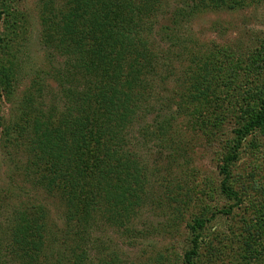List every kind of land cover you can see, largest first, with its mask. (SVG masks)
<instances>
[{
    "label": "trees",
    "instance_id": "16d2710c",
    "mask_svg": "<svg viewBox=\"0 0 264 264\" xmlns=\"http://www.w3.org/2000/svg\"><path fill=\"white\" fill-rule=\"evenodd\" d=\"M40 3L44 45L65 58L56 76L65 100L63 115L51 130L47 116L32 110L36 99L30 96V113L23 114L24 125L16 127V134L26 142L29 183L65 209L61 232L41 207L26 205L15 212L1 227L0 256L41 264L57 253L62 256L58 264H124L111 254L109 245L97 242L93 247L92 240L103 230L106 235L112 230L135 236L133 210L139 201L133 196L142 194L148 184L147 157L153 153L155 177H160L166 154L171 163L180 157L183 143L174 125L182 119L205 130L235 121L233 153L219 169L221 193L235 197L229 181L238 150L255 132L264 133V79L259 75V69L264 70V47L246 62L243 58L251 53L242 58L239 50L218 49L201 66L195 60L198 55L186 46L193 40L181 33L199 16L264 9V0H177L172 10L169 0ZM1 18L0 12V23ZM2 42L0 36V48ZM165 44L170 49L163 51ZM255 74L261 76L262 86L254 85ZM173 78L181 81L183 94L165 97L156 92L157 85L163 91ZM239 79L245 81L243 87ZM1 102L0 92V108ZM204 228L202 217L186 225L189 248L177 264H197ZM261 234L256 240L262 244ZM60 239L63 246L69 240L73 243L65 254L56 249ZM90 251H95L92 262ZM259 254L247 246L241 264H264ZM154 263L169 264V259L159 256Z\"/></svg>",
    "mask_w": 264,
    "mask_h": 264
},
{
    "label": "rangeland",
    "instance_id": "374dc122",
    "mask_svg": "<svg viewBox=\"0 0 264 264\" xmlns=\"http://www.w3.org/2000/svg\"><path fill=\"white\" fill-rule=\"evenodd\" d=\"M63 1L67 0H55V3L59 5ZM176 2L169 0L171 10ZM0 12L3 41L0 48V232L14 213L26 205L44 209L54 229L60 230L65 208L45 190L29 183L25 174L26 142H20L16 127L24 125L23 114L30 111L27 98L33 95L36 109L32 110H40L47 116L52 122L47 127L55 129L61 122L65 100L56 76L65 58L44 45L40 0H0ZM181 34L189 37L190 42L193 40L186 46L198 55L195 60L198 59L201 66L205 58L211 52L218 53V49H231L234 53L239 50L242 54L238 56L242 58L251 53L243 58L246 62L263 51L264 9L257 6L238 12L208 13L196 18ZM165 48L170 49L168 44L163 51ZM176 72L182 71L177 67ZM259 75L264 79L263 68L259 69ZM251 79L254 85H263L261 76L255 74ZM244 82L239 79V87H243ZM181 86V81L173 78L163 91L158 85L155 89L166 97L183 94ZM237 94L242 95L240 89ZM234 122L227 121L217 130H205L192 127L186 119L179 120L174 130L183 143L180 157L171 163L166 154L158 172L160 177L151 175L157 169L152 152L145 162L151 173H148L144 192L133 196L134 201H139V206L133 210L135 236H121L120 232L111 230L107 234L108 241L103 230L92 240L93 247L97 242H105L111 254L115 253L124 264H155L159 256L169 259V264H177L178 257L189 248L190 234L186 225L192 224L194 217H202L205 228L201 232L197 264H241V255L247 246L257 249L264 259V240L262 244L256 240L264 233V133L255 132L238 150V160L231 168L229 181L235 197H227L220 190V166L225 157L233 153ZM147 149H151V143ZM62 239L56 249L65 254L73 243L69 240L63 246ZM90 254L92 262L95 251ZM61 257L54 253L41 264H58ZM0 264L22 263L11 262L2 254Z\"/></svg>",
    "mask_w": 264,
    "mask_h": 264
}]
</instances>
